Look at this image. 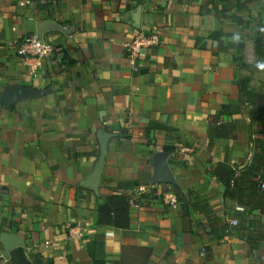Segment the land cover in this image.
Listing matches in <instances>:
<instances>
[{
  "label": "crops",
  "instance_id": "obj_1",
  "mask_svg": "<svg viewBox=\"0 0 264 264\" xmlns=\"http://www.w3.org/2000/svg\"><path fill=\"white\" fill-rule=\"evenodd\" d=\"M263 17L264 0H0V98L10 85L49 89L0 100V233L25 242L0 248V264H264V166H252L264 149ZM46 21L61 28L41 36L54 52L33 76L16 48ZM141 33L161 43L132 61L125 43ZM223 111L232 137L209 149ZM102 134L95 191L82 182ZM162 158L175 184L154 182ZM169 193L187 202L172 209ZM111 195L131 196L127 230L97 226Z\"/></svg>",
  "mask_w": 264,
  "mask_h": 264
},
{
  "label": "trees",
  "instance_id": "obj_2",
  "mask_svg": "<svg viewBox=\"0 0 264 264\" xmlns=\"http://www.w3.org/2000/svg\"><path fill=\"white\" fill-rule=\"evenodd\" d=\"M259 24L264 26V17L260 19ZM261 39V38H260ZM264 39L258 40L256 52L257 54H261L264 58L263 50L261 46ZM1 103V102H0ZM14 107L13 105L11 108ZM227 115L226 111L221 112L218 116H215L210 119L209 122V139L210 143L208 148H211L213 141L215 139H229L232 137V130L228 124H223L220 122L221 117ZM259 146H257L258 148ZM256 148V151L253 158L257 160L252 166L256 169V171H260L261 167L264 164L258 163L259 161L264 159V149L260 148L259 150ZM165 150H174V148H165ZM217 174V171H215ZM221 177V176H220ZM226 179L223 180V183L227 189V195L234 194L236 189V171L228 168L225 172ZM222 178V177H221ZM222 181V179H221ZM152 199L151 195L144 194L140 196V200ZM179 202H187V196L184 194H180L178 196ZM131 196L130 195H111L105 198H101L98 203V218H97V226L101 228L111 227L119 230H127L129 229V212L131 208ZM0 248H2L0 244Z\"/></svg>",
  "mask_w": 264,
  "mask_h": 264
},
{
  "label": "water",
  "instance_id": "obj_3",
  "mask_svg": "<svg viewBox=\"0 0 264 264\" xmlns=\"http://www.w3.org/2000/svg\"><path fill=\"white\" fill-rule=\"evenodd\" d=\"M55 28H61V27L50 21L43 22L38 28V34L39 36H42L45 32ZM48 93H49V89L37 90L23 86L10 85L3 91L0 100L7 108H9L10 106L23 101L40 99L41 97H43ZM109 138H110L109 135L102 134L100 136L99 141L101 146V153L97 167L95 171L85 181L82 182V185L87 186L95 191L99 187L101 176L103 174L105 156L107 153V144ZM158 163H159V169H158L159 172L157 176L154 178V182L156 183L166 182V183L175 184V180L169 170L165 158L159 160ZM0 244L3 247V251L5 252V254H9L12 250H14L17 247L25 246V242L21 238H19L14 234H10L8 232L0 233Z\"/></svg>",
  "mask_w": 264,
  "mask_h": 264
},
{
  "label": "built area",
  "instance_id": "obj_4",
  "mask_svg": "<svg viewBox=\"0 0 264 264\" xmlns=\"http://www.w3.org/2000/svg\"><path fill=\"white\" fill-rule=\"evenodd\" d=\"M161 38L157 33L138 34L132 41L125 43V51L127 56L134 61L139 54L145 49H152L159 46ZM53 47L42 39L41 36L31 34L27 36L23 42L17 45V56L29 64L30 72L34 76L42 68L44 62L52 57ZM264 189V184L261 186ZM163 202L172 209L178 207V199L175 195L169 193L163 196ZM231 224L236 226L237 221H232ZM74 236H80L77 229H72ZM205 250H203V253ZM0 257H3V252L0 251Z\"/></svg>",
  "mask_w": 264,
  "mask_h": 264
}]
</instances>
